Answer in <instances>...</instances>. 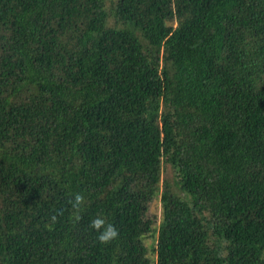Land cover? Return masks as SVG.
Returning <instances> with one entry per match:
<instances>
[{"label": "trees", "instance_id": "obj_1", "mask_svg": "<svg viewBox=\"0 0 264 264\" xmlns=\"http://www.w3.org/2000/svg\"><path fill=\"white\" fill-rule=\"evenodd\" d=\"M263 254L264 0H0V264Z\"/></svg>", "mask_w": 264, "mask_h": 264}, {"label": "rangeland", "instance_id": "obj_2", "mask_svg": "<svg viewBox=\"0 0 264 264\" xmlns=\"http://www.w3.org/2000/svg\"><path fill=\"white\" fill-rule=\"evenodd\" d=\"M163 109V107H161V110ZM107 138H109V134L106 132V136ZM163 172L161 175V179L158 182V188H154V192L155 194L152 195L153 199L150 201L151 199V192L146 193V196L150 199H148V213L151 217L154 218L155 222L153 226H156V229L154 231V233H150L149 235H147L144 238V243L146 244V246L149 249V256L151 259L153 260H157V255L154 253L155 248L157 246V239H158V232H159V226H160V222H161V215H162V201L163 198L166 194H168V185L166 184V182H173L174 180V173H173V169L170 165H166L164 164L163 167ZM264 264V254H263V259H262V263Z\"/></svg>", "mask_w": 264, "mask_h": 264}, {"label": "clouds", "instance_id": "obj_3", "mask_svg": "<svg viewBox=\"0 0 264 264\" xmlns=\"http://www.w3.org/2000/svg\"><path fill=\"white\" fill-rule=\"evenodd\" d=\"M84 202H85V197L82 193L79 192L74 193L72 195V199L69 200L74 222H79V220L81 219L80 213L82 211ZM49 219L52 223L46 225V227H48L49 230H51L52 224L57 222L58 215L54 213L50 216ZM89 227L98 233L96 239L102 245L110 244L113 240L117 239L119 236L118 229L113 224L106 223V220L99 215L90 220Z\"/></svg>", "mask_w": 264, "mask_h": 264}]
</instances>
